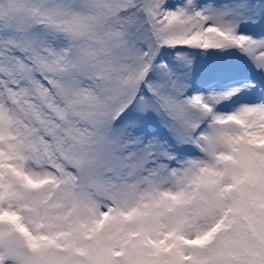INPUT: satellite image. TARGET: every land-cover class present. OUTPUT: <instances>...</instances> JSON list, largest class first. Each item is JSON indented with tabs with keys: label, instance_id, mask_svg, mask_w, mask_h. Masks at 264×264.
Here are the masks:
<instances>
[{
	"label": "snow or ice",
	"instance_id": "snow-or-ice-1",
	"mask_svg": "<svg viewBox=\"0 0 264 264\" xmlns=\"http://www.w3.org/2000/svg\"><path fill=\"white\" fill-rule=\"evenodd\" d=\"M0 264H264V0H0Z\"/></svg>",
	"mask_w": 264,
	"mask_h": 264
},
{
	"label": "rangeland",
	"instance_id": "rangeland-1",
	"mask_svg": "<svg viewBox=\"0 0 264 264\" xmlns=\"http://www.w3.org/2000/svg\"><path fill=\"white\" fill-rule=\"evenodd\" d=\"M230 51H232V50H230ZM209 59L210 60H216V59H220V57L213 55V56L209 57ZM232 59L239 61L240 58H239L238 54L234 53L232 56Z\"/></svg>",
	"mask_w": 264,
	"mask_h": 264
}]
</instances>
